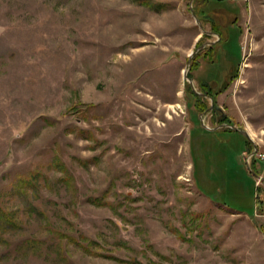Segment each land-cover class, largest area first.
I'll return each instance as SVG.
<instances>
[{"label": "rangeland", "instance_id": "374dc122", "mask_svg": "<svg viewBox=\"0 0 264 264\" xmlns=\"http://www.w3.org/2000/svg\"><path fill=\"white\" fill-rule=\"evenodd\" d=\"M199 1L0 0V264H264V0H209L192 89Z\"/></svg>", "mask_w": 264, "mask_h": 264}, {"label": "trees", "instance_id": "16d2710c", "mask_svg": "<svg viewBox=\"0 0 264 264\" xmlns=\"http://www.w3.org/2000/svg\"><path fill=\"white\" fill-rule=\"evenodd\" d=\"M199 2H201V6L200 7H197V8L195 7L193 9V11L198 16V18H199L200 21H205V20L209 21L210 29H211L210 34L213 33V34H217L218 35V39L214 42V44H219V47L222 48L224 46L225 42H226V37L224 36L223 38H221L220 33L218 32V28H217L216 24L213 23V21L208 20V18L207 19L204 18V16H207V12L205 11L204 7H206V5L208 4L209 0H200ZM214 44L208 45L203 50L197 51L191 57L190 62H189V70H188V73H187V77L190 78V71L191 70L192 71H195V70L198 69L199 63L197 62V60L195 61L194 58H197L199 55H202L203 58H206L207 61H208V63H213V61L215 59L214 56L217 55V51L215 50L216 46L214 47ZM199 88H200L199 91L204 95V97H210L211 98L212 105L214 106V102L213 101L215 99V95L220 90L219 91L218 90L212 91L213 88L210 86V81L209 80L200 81ZM185 89L189 92V94L192 97L196 98V101L199 102V100H197V99H201V100L204 99L203 98V95L201 97H199L198 95H196L195 93H193L192 90L190 89V87L187 84H186ZM198 102L196 103V105H197L196 107L198 108L199 111H204V110L205 111H208V110H206L208 106L205 107L202 102L201 103L200 102L198 103ZM214 110H215V108H212L210 110L211 116L214 115V113L216 111V110L215 111ZM217 122L219 124L220 123H226L225 122V116L222 115V114H220V116L217 118ZM221 131H232V129H229V128H225L224 127L221 130H219V132H221ZM247 144H250V141L247 140L244 137V145H247ZM56 163L59 164V162H56ZM60 169L63 172V174H66V175H64L63 179H65V178L67 179V177H68V174L67 173L68 172H67L66 168L64 166H62ZM5 225L15 226V225H17V223L14 220V217H13V214L12 213H10L9 211H6V210L0 208V229H2L1 227L5 226ZM0 234H2L1 231H0ZM27 242L32 243V242H34V240H27Z\"/></svg>", "mask_w": 264, "mask_h": 264}, {"label": "water", "instance_id": "95a60500", "mask_svg": "<svg viewBox=\"0 0 264 264\" xmlns=\"http://www.w3.org/2000/svg\"><path fill=\"white\" fill-rule=\"evenodd\" d=\"M190 1H191V0H189V2H190ZM195 20H196V22H197V19H196V18H195ZM199 26H200V25H199ZM202 32H205V31L202 30ZM212 43H214V41H212V42H206V43H204L203 45L198 46L197 48H195L194 50H192V51L188 54V59H187V62H186V67L182 70V78L185 79V80L190 84V86H191L192 89H193V87H192V85H191L190 79L186 76L188 60H189L190 57H192L193 54H195V53H196L199 49H201L203 46H205V45H211ZM200 95H203V94H200ZM209 100H210V106L208 107V110H210V109L212 108V104H211L212 101H211V98H209ZM202 126H203L206 130H213V129H214V128H208V127H206V126L203 125V124H202ZM221 126H224V127H226V128H230V129H232V130H235V131L239 132L242 136H244L247 140L250 141V138H249V136H248V134H247L246 131H244V130H239V129H237L236 127H233V126H231V125H229V124H226V123H224V124H220L218 127H221ZM255 176H256V175H255ZM256 178H259V177L256 176Z\"/></svg>", "mask_w": 264, "mask_h": 264}, {"label": "flooded vegetation", "instance_id": "af4514ba", "mask_svg": "<svg viewBox=\"0 0 264 264\" xmlns=\"http://www.w3.org/2000/svg\"><path fill=\"white\" fill-rule=\"evenodd\" d=\"M216 109V108H215ZM211 110V109H210ZM218 110V109H217ZM220 124H224V123H220ZM221 128H224V127H221Z\"/></svg>", "mask_w": 264, "mask_h": 264}]
</instances>
